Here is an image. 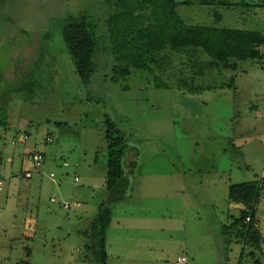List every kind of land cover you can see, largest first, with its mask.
<instances>
[{"label": "rangeland", "instance_id": "rangeland-1", "mask_svg": "<svg viewBox=\"0 0 264 264\" xmlns=\"http://www.w3.org/2000/svg\"><path fill=\"white\" fill-rule=\"evenodd\" d=\"M197 1L176 0L187 25L264 33V0ZM84 10L98 18L100 41L88 85L59 19ZM109 12L105 0H0V117L7 112L9 127L0 126V138L10 148L13 133L29 136L0 163V264H93L82 231L106 195L105 118L125 135L128 181L106 230L108 264H174L180 256L186 264H264V44L260 59L238 61L233 71L205 66L194 75L200 93L178 86L192 75V59L169 51L162 74L152 66L113 81ZM27 148L44 154L31 178L22 176ZM248 181L260 185L258 247L222 233L241 210L228 201V186Z\"/></svg>", "mask_w": 264, "mask_h": 264}, {"label": "trees", "instance_id": "trees-1", "mask_svg": "<svg viewBox=\"0 0 264 264\" xmlns=\"http://www.w3.org/2000/svg\"><path fill=\"white\" fill-rule=\"evenodd\" d=\"M110 12L105 17L108 45L111 55L109 77L113 81L126 78L131 69L146 70L153 66L160 74L164 72L168 59L167 51L187 55L192 59V75L180 78L178 86L189 93H200L205 87L196 85L194 75L202 76L205 66L235 70L241 60L260 59L259 47L264 44V33L254 29L227 28L214 25L191 26L184 23L177 13L176 0H105ZM200 4H224L239 6L226 0H198ZM244 5L248 3L244 0ZM250 5V4H248ZM60 19L64 46L73 62L81 84L88 85L96 70L95 56L100 47L98 18L89 11L66 12ZM215 19L220 16L215 14ZM204 55L209 60L198 62ZM199 64L203 69H199ZM0 126L8 130V115L0 117ZM20 132V131H19ZM13 133L18 137L28 132ZM103 138L106 145L105 191L106 195L97 207V213L82 233L89 239L87 248L93 264H107L106 230L112 218L113 204L126 199L128 181L124 175L122 159L127 141L122 131L111 121L104 120ZM0 163L6 148L5 139L0 138ZM22 143V141H21ZM8 149V148H7ZM27 150L23 155V160ZM38 151V150H34ZM11 161V158H10ZM133 163V162H132ZM134 165V164H133ZM1 178V177H0ZM2 179V178H1ZM260 185L248 181L228 186V201L242 206L238 218L222 228V233H233L240 240L255 247L261 235L255 226V204ZM246 216L250 221L245 223Z\"/></svg>", "mask_w": 264, "mask_h": 264}, {"label": "built area", "instance_id": "built-area-1", "mask_svg": "<svg viewBox=\"0 0 264 264\" xmlns=\"http://www.w3.org/2000/svg\"><path fill=\"white\" fill-rule=\"evenodd\" d=\"M29 136L27 134H20L18 137H10L9 142H8V146L10 148H8L9 150H12L15 148L17 142H25L26 139ZM46 141L51 142L52 138L47 136L46 137ZM7 148V146H6ZM24 161L28 162L30 167L29 168H24V170L22 171V176H24L25 178H31L33 173L35 172H40V168L43 165L44 162V154L40 151H34V150H30L26 153L25 157H24ZM54 176V174L52 172L49 173V177L52 178ZM75 179L77 180V177H75ZM3 180L0 178V190L3 189ZM51 201H55L54 198H51ZM64 207H67V204H63ZM250 221V216H246L244 219V222L247 223ZM187 259L185 256H180L175 262L174 264H186Z\"/></svg>", "mask_w": 264, "mask_h": 264}, {"label": "crops", "instance_id": "crops-1", "mask_svg": "<svg viewBox=\"0 0 264 264\" xmlns=\"http://www.w3.org/2000/svg\"><path fill=\"white\" fill-rule=\"evenodd\" d=\"M4 143H5V141H4ZM27 150H29L28 148L27 149H23V154L22 155H24V153L27 151ZM11 153H10V150L9 149H7V148H5V150H4V154H3V159H2V161L1 162H3V160H4V157H5V155H6V157L8 156V155H10ZM19 154H20V151H19ZM10 158H11V161H10ZM7 160H8V162H10V163H12L13 162V158L11 157V156H9L8 158H7ZM22 161L24 162V160H23V157H22ZM132 162V161H131ZM130 162V163H131ZM29 165V164H28ZM105 178V177H104ZM104 181H105V179H104ZM233 208H235V209H238V210H240L241 208H242V206L241 205H239V204H234V206H233ZM35 219H36V217H35V215H32L31 213H28L27 214V216H26V221H28V222H30V221H35ZM108 230V229H107ZM109 237H108V234H107V236H106V251H107V264H108V261H109V259H110V255H111V252L108 250V248H109Z\"/></svg>", "mask_w": 264, "mask_h": 264}]
</instances>
